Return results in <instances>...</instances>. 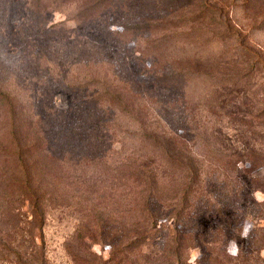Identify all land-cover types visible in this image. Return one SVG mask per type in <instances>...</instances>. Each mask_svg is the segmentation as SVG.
Instances as JSON below:
<instances>
[{
	"label": "rangeland",
	"instance_id": "1",
	"mask_svg": "<svg viewBox=\"0 0 264 264\" xmlns=\"http://www.w3.org/2000/svg\"><path fill=\"white\" fill-rule=\"evenodd\" d=\"M0 264H264V0H0Z\"/></svg>",
	"mask_w": 264,
	"mask_h": 264
}]
</instances>
